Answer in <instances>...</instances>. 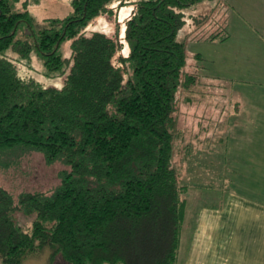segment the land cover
<instances>
[{
    "label": "trees",
    "instance_id": "16d2710c",
    "mask_svg": "<svg viewBox=\"0 0 264 264\" xmlns=\"http://www.w3.org/2000/svg\"><path fill=\"white\" fill-rule=\"evenodd\" d=\"M16 1L0 0V154L35 150L69 169L50 193L15 200L0 185L1 264H21L45 247L51 261L67 264H177L187 209L172 165L183 137L175 111L186 53L178 34L182 10L209 0H136L125 24L127 56L118 55L115 37L80 34L111 13L113 0H72L69 16L26 39H16L18 25L31 23L12 11ZM66 40L68 58L60 53ZM8 48L20 57L38 52L52 73L68 67L61 85L22 79L2 56ZM16 211L34 216L28 229L15 223Z\"/></svg>",
    "mask_w": 264,
    "mask_h": 264
},
{
    "label": "rangeland",
    "instance_id": "374dc122",
    "mask_svg": "<svg viewBox=\"0 0 264 264\" xmlns=\"http://www.w3.org/2000/svg\"><path fill=\"white\" fill-rule=\"evenodd\" d=\"M136 0H113L107 6L111 13L101 14L89 21L80 34L90 35L101 32L115 37L119 44L118 55L127 56L129 44L125 39L126 20L135 11ZM72 0H18L11 2L12 11L26 12L31 23L23 21L18 25L16 39L30 38L33 29H39L51 20H61L72 13ZM183 24L178 39L183 42L186 61L182 70L183 83L176 93L177 130L187 127L188 146L194 148L196 134L191 127H206L211 121L220 119L232 109L249 110L251 105H264V0H209L201 1L182 10ZM215 34L217 37L211 39ZM229 34L233 39L227 42ZM71 40L60 48L63 57L71 56ZM243 45V48H241ZM236 48V49H235ZM24 80L34 81L42 87H59L64 79L62 73L47 70L38 52L32 51L20 57L11 48L4 50ZM194 77L192 83H187ZM248 95H262L258 100L249 101ZM214 116L213 118H211ZM204 130V129H202ZM183 137L184 133L182 132ZM199 134V133H198ZM202 132L201 137H204ZM181 135L175 139L172 165L180 170V153L184 155ZM204 142V140H202ZM0 157V185L17 200L21 192L50 193L60 183L59 171L69 169L61 162L46 164L43 155L35 150L13 148L2 151ZM189 149V161L193 160ZM3 163V164H2ZM193 169L192 165H188ZM204 174L209 172L204 171ZM218 185V184H217ZM204 189V188H203ZM205 190V189H204ZM203 191L201 190L202 193ZM189 193V192H188ZM203 197H200L202 200ZM15 223L23 230L28 229L33 215L20 211L14 213ZM188 213H186V220ZM183 225L178 254L188 237V225ZM50 249L25 258L21 264H67L61 257L50 260ZM1 264V261H0Z\"/></svg>",
    "mask_w": 264,
    "mask_h": 264
},
{
    "label": "crops",
    "instance_id": "0c3cea01",
    "mask_svg": "<svg viewBox=\"0 0 264 264\" xmlns=\"http://www.w3.org/2000/svg\"><path fill=\"white\" fill-rule=\"evenodd\" d=\"M249 108L218 113L206 127L190 126L194 148L183 127L179 179L189 232L177 264H264V105Z\"/></svg>",
    "mask_w": 264,
    "mask_h": 264
}]
</instances>
